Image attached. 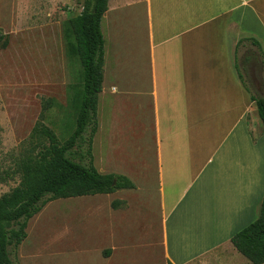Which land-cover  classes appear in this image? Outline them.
Listing matches in <instances>:
<instances>
[{
    "label": "crops",
    "instance_id": "1",
    "mask_svg": "<svg viewBox=\"0 0 264 264\" xmlns=\"http://www.w3.org/2000/svg\"><path fill=\"white\" fill-rule=\"evenodd\" d=\"M133 7L143 10L145 47L140 85L129 91L142 111L149 103L162 262L252 264L231 238L259 215L264 131L237 56L256 70L262 97L264 0H109L104 15ZM213 194L227 198L213 207Z\"/></svg>",
    "mask_w": 264,
    "mask_h": 264
},
{
    "label": "rangeland",
    "instance_id": "2",
    "mask_svg": "<svg viewBox=\"0 0 264 264\" xmlns=\"http://www.w3.org/2000/svg\"><path fill=\"white\" fill-rule=\"evenodd\" d=\"M83 2L0 0V29L9 38L7 48L0 49V171L13 169L46 144L32 135L35 127L52 130L60 143L74 131L69 87L79 81L81 67L65 52L62 25L80 14ZM143 29L138 7L111 8L101 19L104 90L92 149L100 173L129 175L140 190L47 201L28 221L16 264H163L149 103L141 101L148 103L142 111L129 91L142 78ZM237 58L245 86L252 95H261L253 84L256 70L243 66L242 54ZM19 182V175L0 182V196ZM226 198L213 194V207ZM115 201L121 204L113 209Z\"/></svg>",
    "mask_w": 264,
    "mask_h": 264
},
{
    "label": "trees",
    "instance_id": "3",
    "mask_svg": "<svg viewBox=\"0 0 264 264\" xmlns=\"http://www.w3.org/2000/svg\"><path fill=\"white\" fill-rule=\"evenodd\" d=\"M108 2L84 0L80 14L62 25L65 52L81 67L79 81L69 87L74 131L60 143L52 130L35 127L32 135L45 139L46 144H41L37 153L17 161L13 169L0 171V182L20 176L19 184L0 196V264H16L28 221L47 201L135 189L133 182L123 175L99 173L93 162L92 145L98 129L97 106L104 68L101 19L108 10ZM8 42V36L0 29V49L7 48ZM251 42L259 46L256 41ZM261 64L264 72L263 56ZM250 98L264 131V94ZM120 204L116 201L111 206L115 209ZM231 244L252 264H264V197L257 219L234 234Z\"/></svg>",
    "mask_w": 264,
    "mask_h": 264
}]
</instances>
